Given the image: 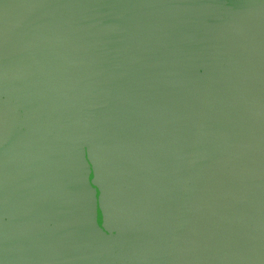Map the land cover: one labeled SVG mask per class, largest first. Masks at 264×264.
Instances as JSON below:
<instances>
[{"label": "water", "instance_id": "1", "mask_svg": "<svg viewBox=\"0 0 264 264\" xmlns=\"http://www.w3.org/2000/svg\"><path fill=\"white\" fill-rule=\"evenodd\" d=\"M0 264H264V0H0Z\"/></svg>", "mask_w": 264, "mask_h": 264}]
</instances>
